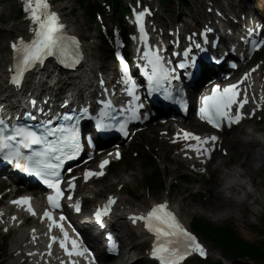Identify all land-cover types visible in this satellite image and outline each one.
<instances>
[{"label": "snow or ice", "instance_id": "snow-or-ice-1", "mask_svg": "<svg viewBox=\"0 0 264 264\" xmlns=\"http://www.w3.org/2000/svg\"><path fill=\"white\" fill-rule=\"evenodd\" d=\"M25 10L30 13V19L34 25L32 29L34 37L30 41H25L21 37L18 42L14 41L11 44L16 56L12 83L19 85L22 75L26 70L34 68L37 64H42L50 56L58 57L60 62L66 66L74 67L79 63V42L75 37L66 34L64 31L65 25L60 22L58 13L51 10L49 0H26ZM144 15V12L137 14V20L140 22L142 40L146 36L143 23ZM261 43H264V41ZM259 46L256 42H253L254 48ZM117 55L122 66V83L126 86L125 90L134 99L139 100V96L137 95L139 85L130 74L129 64L122 55L119 53ZM185 55H187V52ZM142 56L145 61L143 68L144 75L148 80L149 91H158L161 89L167 91L166 86L172 79H176L174 75L176 69L170 67V62L166 61L160 54L159 48L152 50L151 46H149V50L144 51ZM179 67L186 68V62H181ZM238 95L237 85H229L222 90L217 85L212 95L203 97L204 105L200 109L202 118L217 128L221 127L222 122L225 120L228 121L229 126L234 122L239 123L244 114L240 112L233 114L231 111L232 105L239 104V107L242 108L243 104L247 103V96L242 101H238ZM33 104H35V101H33ZM111 107V101H106L105 111L101 115L110 116L111 113L107 109ZM137 107H142V105H137ZM43 111V109H40L41 113ZM27 115L29 119L36 120V117L32 116L31 113ZM130 118H140L137 115L136 108L131 109ZM62 119L64 121H72L76 117L65 114ZM126 123L124 121L119 124L120 131L124 132L125 135H127L125 131ZM99 126L107 127L108 125L100 121ZM183 137L185 139L190 137L194 138L200 141L201 144H207L208 141H216L218 139L215 136L201 138L188 132H184ZM188 146L196 147L194 145ZM24 150L30 151L26 153ZM196 150L198 155L202 154L199 147H196ZM80 151L81 143L77 124H53V119L49 118L39 121L34 125L19 123L11 125L4 117L0 116V158L15 164L18 168L22 167L28 173H35L41 177L45 184L54 189V193L47 198L51 208L61 207L59 202L64 195V191L60 187L63 162L66 159L74 158ZM204 151L210 156L211 148H206ZM116 155L119 158V153ZM109 162V160L102 161L100 171L86 170L84 179L88 180L91 177L104 175L103 169ZM74 181L75 177L69 182V189H74ZM69 199H71L70 195ZM115 202V197H109L107 205L97 211V219L100 220L101 213L107 214L110 211L111 205ZM11 203L25 207L30 214L36 215L31 205V197H19L11 201ZM76 210H80L78 204ZM43 215L51 221L49 229L59 227L63 233V239L56 236L51 237L53 242L59 240L60 247L70 257L74 254L77 256L85 255L87 249H81L77 240L69 236L64 224L61 223V221L66 219L62 214L59 220L53 217L51 210H45ZM130 218L133 219L134 223L137 220L145 221V227L155 234L156 244L151 255L159 260L161 264H178L179 261L183 260L193 251L198 252L201 256L207 255L205 248L198 242L196 236L178 221L174 213L167 210L166 202L155 205L146 215L141 214ZM12 219L15 220L16 217L13 216ZM68 240H71V248L66 244ZM49 248H51V244ZM73 264H75V261H73Z\"/></svg>", "mask_w": 264, "mask_h": 264}, {"label": "rangeland", "instance_id": "rangeland-1", "mask_svg": "<svg viewBox=\"0 0 264 264\" xmlns=\"http://www.w3.org/2000/svg\"><path fill=\"white\" fill-rule=\"evenodd\" d=\"M57 2L59 0H56ZM66 0H60V2H65ZM188 3L191 5V8H184L181 7V10L185 13L189 14L192 12H196L199 9H202L203 6L201 3H198L196 0H187ZM248 1V0H247ZM69 2H72V8L74 11L73 19L76 23V26L81 31V34L83 37H95V31L97 27V23L92 22L88 17L85 16L84 11L78 6L73 0H69ZM158 2V0H157ZM17 0H0V56H6L7 55V48H6V42L10 39H13V34H9L7 31V28L9 27V24L12 23L15 19V15L17 14ZM259 3L256 2V0H253V3L251 4V7L258 6ZM173 4H171L170 7H172ZM175 8H177V5H174ZM172 8L167 9V11L163 10L161 12V15L167 14L168 10ZM71 9H69L70 11ZM168 18V17H167ZM169 25H172V22L169 20L167 22ZM83 31V32H82ZM99 44V43H98ZM100 45V44H99ZM105 45V43H104ZM87 51L93 52L94 57L100 62L101 64L108 65L109 64V70L113 66V62L111 61V54H109L108 48L100 47L93 51L92 44H88L86 46ZM4 68V63L0 61V70ZM3 74V73H2ZM252 128H256L257 130L254 131L255 136L262 138L264 140V123L262 124H256L251 123L246 125L244 128H240L233 133H231L225 142V145L230 151V156L228 158H223L221 161H218L215 163L214 168L211 169V181H209V177H202L198 181V187L190 186V185H184V183L177 188L176 191L172 190L171 185L175 182V178L178 182H180L181 177H175L173 170L177 166V157L174 155V149L171 148L167 141H162L161 131L162 129L152 127L149 130V133L147 136H145L144 139V146H141V152L146 156L150 155V153H157L158 163L164 167H166L170 174H164L162 172V169L160 166L157 165L155 161L150 163L152 166H150L151 169L157 168L162 173V177L164 178L165 187L163 190H155L151 193H148L146 191H142L141 193H137V190L141 187L143 176V158H135V155H127L125 162L118 166L117 171L112 173V178L110 182V178L104 181L103 183H97L95 186L99 192L106 191V187L108 184L112 182L121 181V178L119 180V177L122 173H125L126 171H129V173H133L134 179L133 183L129 184L127 186L128 189L131 188L133 193L137 196L139 199L138 201L133 202V199H128L125 195H123V199H125L128 203H134L137 207H144L150 202L157 201L161 202L164 201L165 198L168 197V192L170 191L172 196L174 197V203L175 205L180 209L181 214L184 216L185 221L190 222L191 218L193 216H201L208 222L214 224L215 226H224V225H232V227L236 230V232L247 242L251 244H257L258 242L264 240V213L262 217L260 216H251L250 219V225L247 226H239L237 220L233 219H216L211 214L210 210L212 207V198L208 203H205L207 200V195L202 196L201 201L195 200L197 197V193L199 190L204 191L207 190L209 193L212 192L213 196L216 194L219 183L217 181L219 171H222V168L220 165L221 162H227V165L225 167L226 170H230L232 168H238L241 163L249 162L251 157L248 154H243L239 150L237 142H234V137H242L246 131H252ZM169 155L171 157L170 162H161L160 157H162V154ZM176 160V161H175ZM160 168V169H159ZM220 168V170H219ZM259 179L256 178V181ZM185 189H187L185 191ZM173 191V193H172ZM105 193V192H104ZM135 230V229H134ZM126 239H128L129 244L134 243L135 240H130L128 236H126ZM143 239V238H142ZM141 239V240H142ZM1 245V244H0ZM208 245L211 247L213 257L209 260V262H214L218 260H224L222 258V255L219 251H217L212 245L208 243ZM147 249V246H144V250ZM138 257L142 258L141 250L135 254ZM229 259V258H228ZM230 260V259H229ZM226 264H230L229 261L224 260ZM145 263V261H144ZM146 264V263H145ZM255 264V263H251ZM258 264H264V262L258 263Z\"/></svg>", "mask_w": 264, "mask_h": 264}, {"label": "bare ground", "instance_id": "bare-ground-1", "mask_svg": "<svg viewBox=\"0 0 264 264\" xmlns=\"http://www.w3.org/2000/svg\"><path fill=\"white\" fill-rule=\"evenodd\" d=\"M233 2V0H230ZM260 3L263 4L264 7V0H259ZM71 4L69 2H60L56 6V9L59 10L63 17L68 24V28L75 33H79V28L74 24L73 19L69 18L70 13H68L67 9L70 7ZM15 30L19 32H23L25 35L30 36L28 31V23L25 21H21L18 24H15ZM79 31V32H78ZM7 44V42H6ZM10 44V43H9ZM97 51V50H96ZM9 56H0V61L6 64V68L0 70V97L7 99L4 94L7 93L6 90V82L2 80V73H8V68L10 67L9 64ZM4 64V65H5ZM97 63H92L87 60L84 63L83 69H85L84 74L80 73L77 75L84 76L85 78H90L88 72H92L95 68H97ZM81 66V64H80ZM5 69V70H4ZM99 71H103V69H109V64L104 65V67H99ZM52 74V73H51ZM145 78H147L145 76ZM65 80V79H63ZM34 82L31 84H27L26 88H30ZM43 85H47L45 82ZM78 86L74 88L69 85V88L78 89ZM25 90L24 87L21 88V92ZM48 90V88H46ZM45 93V92H44ZM50 93L46 92L45 95ZM257 130L256 128H252V131H246L242 137H234V142L238 144L239 150L242 153H246L250 155L251 159L249 162H244L239 165L238 168H232L229 171H219L217 181L219 183L218 190L216 194L212 198V207H211V214L216 219H233L237 220L239 226H247L250 225L251 216H260L262 217L264 213V140L255 136L254 131ZM171 141V139L169 140ZM174 147V146H172ZM178 147V146H177ZM176 148V147H175ZM165 161L169 160V156L166 155L164 158ZM227 162H221L219 166L226 167ZM120 166V165H119ZM118 166H114L113 170L110 173L105 174L104 177L106 179L100 181L103 183L107 179L112 178V173L117 171ZM107 175V176H106ZM174 175L178 176L179 172L174 171ZM134 174L129 173L126 171L122 173L119 177L121 181L119 182H112L108 184L106 187L107 195L105 199L109 196L113 195L112 192L116 189L117 186L121 184H129V179H134ZM256 178L259 180L256 181ZM20 182L36 186V183L31 182L32 184L25 182L18 178ZM38 181V180H37ZM117 197V196H115ZM89 204V201L86 200V205ZM125 204H122V208H125ZM127 211V209H124ZM123 214V213H122ZM116 216L113 217L111 224L115 220ZM125 218V217H124ZM128 233V235L133 239H139L137 232L131 229L129 226L126 228H122L120 233ZM127 244L126 241H123ZM131 246V245H130ZM141 244H133L130 248L125 249L124 252L121 254L119 258H110L108 259L107 264H143V260L140 257L136 256L135 254L139 252L141 249ZM142 260V261H141Z\"/></svg>", "mask_w": 264, "mask_h": 264}, {"label": "trees", "instance_id": "trees-1", "mask_svg": "<svg viewBox=\"0 0 264 264\" xmlns=\"http://www.w3.org/2000/svg\"><path fill=\"white\" fill-rule=\"evenodd\" d=\"M122 2V0H115ZM159 187L163 181L159 178ZM196 229L202 231L220 247L224 255L232 258L234 264H251L264 262V240L251 244L243 239L231 225L216 227L203 219H196Z\"/></svg>", "mask_w": 264, "mask_h": 264}]
</instances>
